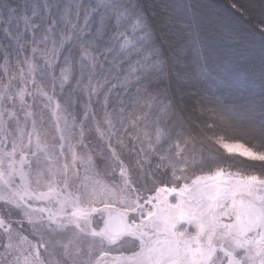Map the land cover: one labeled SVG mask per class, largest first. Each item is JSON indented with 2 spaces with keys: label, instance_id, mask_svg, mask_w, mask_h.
Returning <instances> with one entry per match:
<instances>
[{
  "label": "snow or ice",
  "instance_id": "6c2138e0",
  "mask_svg": "<svg viewBox=\"0 0 264 264\" xmlns=\"http://www.w3.org/2000/svg\"><path fill=\"white\" fill-rule=\"evenodd\" d=\"M0 264H264V0H0Z\"/></svg>",
  "mask_w": 264,
  "mask_h": 264
}]
</instances>
